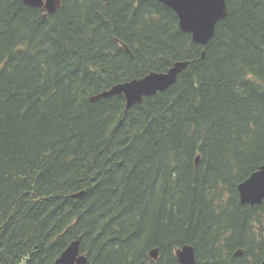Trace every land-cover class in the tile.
<instances>
[{
    "label": "trees",
    "instance_id": "1",
    "mask_svg": "<svg viewBox=\"0 0 264 264\" xmlns=\"http://www.w3.org/2000/svg\"><path fill=\"white\" fill-rule=\"evenodd\" d=\"M60 1L0 0V264L77 239L88 264H261L264 201L238 186L264 165V0H227L206 47L158 0ZM177 62L129 110L91 101Z\"/></svg>",
    "mask_w": 264,
    "mask_h": 264
},
{
    "label": "water",
    "instance_id": "2",
    "mask_svg": "<svg viewBox=\"0 0 264 264\" xmlns=\"http://www.w3.org/2000/svg\"><path fill=\"white\" fill-rule=\"evenodd\" d=\"M27 6L38 8L45 15L54 13L60 6V0H22ZM172 9L178 16L182 31L190 33L194 43L206 47L215 34L217 24L228 15L227 0H158ZM189 62H177L167 72H152L141 79H134L114 85L91 98L96 102L113 95H124L126 110L135 104L141 103L144 97L167 90L174 85L177 77L182 73ZM240 201L243 205L257 206L264 201V165L254 172L248 179L238 186ZM79 192L73 197H80ZM239 251L236 254H240ZM151 258H158V249L150 252ZM180 264H196L194 248L185 245L176 251ZM56 264H88V258L80 251V240L73 241L60 257ZM264 264V260L261 262Z\"/></svg>",
    "mask_w": 264,
    "mask_h": 264
},
{
    "label": "flooded vegetation",
    "instance_id": "3",
    "mask_svg": "<svg viewBox=\"0 0 264 264\" xmlns=\"http://www.w3.org/2000/svg\"><path fill=\"white\" fill-rule=\"evenodd\" d=\"M239 251H237L236 253H238ZM235 253V256H241L242 255V252H240V254H236Z\"/></svg>",
    "mask_w": 264,
    "mask_h": 264
},
{
    "label": "bare ground",
    "instance_id": "4",
    "mask_svg": "<svg viewBox=\"0 0 264 264\" xmlns=\"http://www.w3.org/2000/svg\"><path fill=\"white\" fill-rule=\"evenodd\" d=\"M58 78V77H57ZM66 157V156H65ZM44 166V165H43ZM242 180V179H241ZM212 241V240H211Z\"/></svg>",
    "mask_w": 264,
    "mask_h": 264
}]
</instances>
